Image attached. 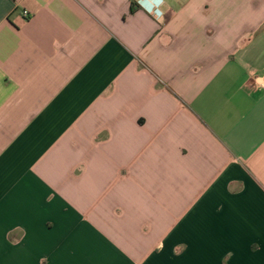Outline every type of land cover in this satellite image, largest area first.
Masks as SVG:
<instances>
[{
	"label": "crops",
	"instance_id": "0c3cea01",
	"mask_svg": "<svg viewBox=\"0 0 264 264\" xmlns=\"http://www.w3.org/2000/svg\"><path fill=\"white\" fill-rule=\"evenodd\" d=\"M0 264H264V0H0Z\"/></svg>",
	"mask_w": 264,
	"mask_h": 264
},
{
	"label": "clouds",
	"instance_id": "9594fccd",
	"mask_svg": "<svg viewBox=\"0 0 264 264\" xmlns=\"http://www.w3.org/2000/svg\"><path fill=\"white\" fill-rule=\"evenodd\" d=\"M141 2H143V0H141ZM163 4H164V0H157V5L158 7H163Z\"/></svg>",
	"mask_w": 264,
	"mask_h": 264
},
{
	"label": "built area",
	"instance_id": "2783aa9c",
	"mask_svg": "<svg viewBox=\"0 0 264 264\" xmlns=\"http://www.w3.org/2000/svg\"><path fill=\"white\" fill-rule=\"evenodd\" d=\"M25 15H28V12L27 11H25Z\"/></svg>",
	"mask_w": 264,
	"mask_h": 264
}]
</instances>
